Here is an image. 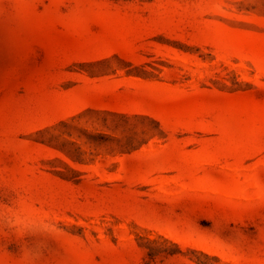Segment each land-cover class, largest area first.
<instances>
[{"label": "rangeland", "instance_id": "374dc122", "mask_svg": "<svg viewBox=\"0 0 264 264\" xmlns=\"http://www.w3.org/2000/svg\"><path fill=\"white\" fill-rule=\"evenodd\" d=\"M0 264H264V0H0Z\"/></svg>", "mask_w": 264, "mask_h": 264}]
</instances>
